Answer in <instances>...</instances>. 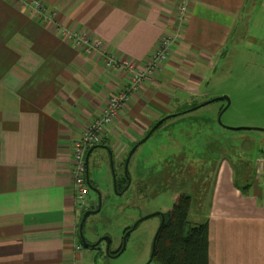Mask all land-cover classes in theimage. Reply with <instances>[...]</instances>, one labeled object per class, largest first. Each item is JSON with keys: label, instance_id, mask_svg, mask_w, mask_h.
Segmentation results:
<instances>
[{"label": "crops", "instance_id": "1", "mask_svg": "<svg viewBox=\"0 0 264 264\" xmlns=\"http://www.w3.org/2000/svg\"><path fill=\"white\" fill-rule=\"evenodd\" d=\"M39 1L55 13L51 19L0 0V264H81L76 259L77 251L87 248L78 234L85 204L78 203L73 188L72 143L122 88L127 74L104 66L99 53L74 47L62 29L101 40L118 60L142 64L161 37L176 29L178 7L187 2L180 37L166 60L87 149L88 194L89 182L98 192L90 179L92 153L108 156L112 168L158 120L190 106L242 12L257 11L264 2ZM242 148L252 149L244 143ZM218 154L215 175L200 202L208 222V264H264V161L256 155L254 180L242 186L233 158L224 150ZM135 181L142 194L145 180ZM90 248L86 251L92 256Z\"/></svg>", "mask_w": 264, "mask_h": 264}, {"label": "rangeland", "instance_id": "2", "mask_svg": "<svg viewBox=\"0 0 264 264\" xmlns=\"http://www.w3.org/2000/svg\"><path fill=\"white\" fill-rule=\"evenodd\" d=\"M214 66L188 101L190 106L184 110L189 111L171 117L140 145L127 166L130 181L122 193L115 190L114 177H125L122 159L126 156L115 159L112 169L108 156L106 162L92 153L90 179L98 192L89 186L83 203L86 207L100 201V209L87 218L83 236L91 242L99 241V245L94 247L98 249H88L92 256L87 248L77 251L76 260L81 264H93L98 251L94 264H146L160 225L159 214L169 212L183 193L191 195L189 221H203L204 208L198 201L206 195L215 175V166L208 159L220 151L233 158L240 185L253 182L256 155L264 161V5L257 4V11L255 7L253 11L245 8L236 32ZM243 143L252 149L244 150ZM136 179L146 182L142 187L143 182L138 181L142 188L137 189L142 194L137 193ZM133 225L123 243L124 229ZM104 236L110 238L108 251L117 250L122 243V252L107 253L105 240L101 239ZM148 264L158 263L151 260Z\"/></svg>", "mask_w": 264, "mask_h": 264}, {"label": "built area", "instance_id": "3", "mask_svg": "<svg viewBox=\"0 0 264 264\" xmlns=\"http://www.w3.org/2000/svg\"><path fill=\"white\" fill-rule=\"evenodd\" d=\"M8 1L16 2L21 7H25L31 12H35L42 18L51 19L52 14L55 15L54 12H48V8L39 0ZM186 14L187 2L183 1L177 10L176 29L166 32L161 37L149 58L142 64H137L132 60H118L116 56L111 55L107 51L101 40L92 37L90 38L86 34H81L73 30L62 29L63 37L67 38L74 47L82 49L88 54L92 52L99 53L103 58L104 66L121 68L127 74V79L122 88L118 92L109 96L101 114L96 116L72 143V182L75 196L79 204L84 202L88 190L85 162L87 149L99 140V137L105 131V128L115 119L119 110L130 101L132 95L141 88L145 80L155 74L157 69L166 60L171 47L180 37ZM76 249H80V246L77 245Z\"/></svg>", "mask_w": 264, "mask_h": 264}, {"label": "trees", "instance_id": "4", "mask_svg": "<svg viewBox=\"0 0 264 264\" xmlns=\"http://www.w3.org/2000/svg\"><path fill=\"white\" fill-rule=\"evenodd\" d=\"M212 101H215V99H211V101L209 102ZM188 111L189 110H182L176 112L173 116L163 118L162 121L153 129L150 135H152L161 126V124L169 120L171 117L178 116ZM135 151L136 149L132 152L131 156ZM219 157H220L219 155L216 157L211 156V159H208L209 160L208 162H210L211 166L213 165V167L215 166L216 168L217 167L216 162L218 161ZM211 171L214 170L211 169ZM126 183L127 180L124 176L121 177L119 180L116 179L115 190L117 192L120 191L123 192V188L125 187ZM88 185L91 186V183L89 182ZM142 187H140V189ZM208 191L206 192L208 193ZM201 199L198 201L199 205ZM97 203L95 205L91 204L83 208L80 212L81 216L86 210L96 209L98 206ZM191 204H192L191 195L187 193H183L178 196L171 210L163 214L164 221L161 225H159L160 227H158L157 229V236L155 240V247L152 258V260H155L158 264H208V222L203 221L198 224H193L191 223V221H189L188 217H189ZM87 218L83 223V229L85 227ZM126 230L127 228L124 229L123 233ZM86 241L88 242V240ZM98 245L99 243L95 244L92 248ZM119 249L120 247L113 252L108 251V253L112 255L116 254L119 251Z\"/></svg>", "mask_w": 264, "mask_h": 264}, {"label": "water", "instance_id": "5", "mask_svg": "<svg viewBox=\"0 0 264 264\" xmlns=\"http://www.w3.org/2000/svg\"><path fill=\"white\" fill-rule=\"evenodd\" d=\"M219 98H220V97H219ZM221 98H222V99H226L227 102H228L227 104H229V100H228L227 97L223 96V97H221ZM216 99H218V98H215V100H216ZM209 101H211V100L205 101V102L202 103V104H206V103H208ZM173 115H174V114H169V115L164 116V118H167V117H169V116H173ZM160 122H161V120H158V121H157V122H156V123L150 128V130L147 132V134H145V136H144L139 142H137L134 146H132V148L130 149L128 155L126 156L125 163H124V169H125L124 173H125V178H126V180H127V183H126L125 187L123 188V191L128 187V185H129V181H130V180H129V177L127 176V165H128V161H129V159H130V157H131L132 152L135 150V148L137 147V145H138L139 143L144 142V141L149 137L150 133L153 131V129H154V128H155ZM87 156H88V154H87L86 157H85V162H86V163H87ZM113 177H114V176H113ZM86 181L88 182V179H87V172H86ZM115 182H116V180H115V177H114V186H115ZM118 193H122V191H120V192H118ZM99 209H100V201L98 202V206H97V208H96L95 210H86V211L83 213V216L81 217V220H80V222H79V231H78V234H79V237H80V240H81L82 244H83L85 247L94 246L95 244H97V243L99 242V241H98V242H95V243L90 244L89 242L86 241V239L84 238L83 233H82V226H83V223H84L85 219L87 218V216H89V214H91L92 212H97ZM159 215L161 216V220H160V225H161V224L163 223V221H164V215H163L162 213H160ZM134 227H135V226L133 225L132 228H130L128 231L125 232V234H124V236H123V237H124V238H123V243H124V241H125L126 235H127V234H128V233H129ZM159 227H160V226H159ZM156 236H157V232H156V234H155V236H154V238H153L151 255H150V258H149V260H148V262H147L146 264L150 263L151 260H152V258H153V251H154V247H155ZM101 239L105 240V243H106V250H107V253H108V248H109L110 238H109L108 236H104V237L101 238ZM123 249H124V245H122L121 249H120L116 254L121 253Z\"/></svg>", "mask_w": 264, "mask_h": 264}, {"label": "flooded vegetation", "instance_id": "6", "mask_svg": "<svg viewBox=\"0 0 264 264\" xmlns=\"http://www.w3.org/2000/svg\"><path fill=\"white\" fill-rule=\"evenodd\" d=\"M135 226H137V224H136ZM134 228H135V227H134ZM134 228H133V229H134ZM129 229H130V227H127V230H126V231H128ZM133 229H132V230H133ZM132 230H131V231H132ZM126 231H125V232H126ZM131 231H130V232H131ZM125 232L123 233V236H124ZM130 232H129V233H130ZM129 233H128V234H129ZM128 234L126 235V237L128 236ZM123 238H124V237H122V240H123ZM125 239H126V238H125ZM121 247H122V243H121V245H120V248H121Z\"/></svg>", "mask_w": 264, "mask_h": 264}, {"label": "bare ground", "instance_id": "7", "mask_svg": "<svg viewBox=\"0 0 264 264\" xmlns=\"http://www.w3.org/2000/svg\"><path fill=\"white\" fill-rule=\"evenodd\" d=\"M120 249H121V248H120ZM120 249H119V250H120Z\"/></svg>", "mask_w": 264, "mask_h": 264}]
</instances>
